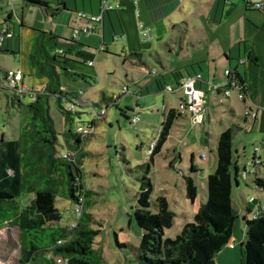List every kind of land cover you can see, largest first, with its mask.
Wrapping results in <instances>:
<instances>
[{"label": "trees", "instance_id": "1", "mask_svg": "<svg viewBox=\"0 0 264 264\" xmlns=\"http://www.w3.org/2000/svg\"><path fill=\"white\" fill-rule=\"evenodd\" d=\"M23 1L26 6L42 8L52 16L60 11L61 6L67 7L65 2L52 8L47 0ZM80 12L85 11H75V14ZM21 26L22 23H15L13 27H7L17 37ZM36 31L28 65L34 71V77L46 80L47 84L28 104L15 92L7 98L9 105L18 112L25 109L29 119L21 127L17 139H9L4 134L0 137V228L11 226L19 230V264H57L58 257L64 258L67 264H101L102 257L95 249V239L101 232L92 229L94 218L89 213L92 204L88 201L91 192L84 183L81 161L84 155L80 151L86 140L69 128L64 133L66 151L76 152L77 156L64 158L57 149L59 135L48 105L49 97L57 96L66 123L71 126L73 114L60 105V98L68 95L62 91L61 77L69 80L85 78L74 73L73 69L79 62L94 61L96 53L84 50L88 46L73 38L64 39L54 32ZM140 57L134 53L127 55L126 59L131 61ZM236 78L240 85L245 84L239 74ZM180 117L178 110H170L165 115L150 163L142 167L146 168V175L140 180L133 212L142 232L140 245H121L117 237L118 246L133 253V264H216L217 255L229 245L239 220L233 206L236 184L233 141L237 129L229 128L218 138L217 168L207 178V202L199 208L194 223L187 224L175 239L165 238L166 231L173 228L177 214L164 196H159L152 208L153 187L149 174L155 156L162 151ZM195 174L192 165L189 175L183 176L185 197L191 203H195L198 197ZM253 184L264 194V181L257 178ZM24 194H35L25 208L21 204ZM81 197L86 199L82 217L76 226L64 225L58 201L73 204L76 221L75 209ZM257 203L253 200L249 204L255 206ZM258 210L254 219L245 217L244 220L247 233L241 249V264H264V207L260 205Z\"/></svg>", "mask_w": 264, "mask_h": 264}, {"label": "crops", "instance_id": "2", "mask_svg": "<svg viewBox=\"0 0 264 264\" xmlns=\"http://www.w3.org/2000/svg\"><path fill=\"white\" fill-rule=\"evenodd\" d=\"M255 1L139 0L138 4H134L130 0H120V8L105 14L103 23L97 25L95 36L82 38L81 43L88 46L84 50L96 53L95 66L89 67L87 62H79L75 65L73 72L85 78L78 77L72 81L80 80L87 84L89 79L94 81L98 77L101 79L103 71L101 63H106L104 60L99 61L98 55L101 53L113 58H124L134 71L140 72L141 77L139 80L135 77L129 80L127 76L128 84L122 83L118 89L105 86L102 104L89 99L87 90L80 85L77 92H84L86 99L83 107L88 104L109 106V111L113 106L118 109L124 107V115L130 121L128 117H131L134 112V105L140 109L143 107L141 105L144 99L149 107H158V103L162 104L163 124L165 115L170 110L179 111L183 97L179 90L182 79L201 76L197 87L222 101L223 98H220L226 84L225 72L230 70L239 74L244 80L251 101L259 109V118L256 123L252 124L245 117L236 116V110L233 108L235 93L227 98L231 105L227 113L230 116L226 115L221 119L215 113L212 114L207 98L203 123L193 126L188 115H181L176 120L167 143L157 156L162 155L167 148L170 155L168 163L171 168L178 165L185 167L188 159L196 170V185L198 182L204 185V179L207 180L217 168V165L215 168L213 166L214 170L210 171L213 169L212 158H208L204 151L212 153L215 143L216 146L218 144L219 136L229 128L237 129L233 144L239 134L249 133L251 136L244 138L245 144L242 149L234 147L233 174L236 179L234 189L240 194L243 184L247 185L249 181L253 184L255 179L264 175L261 169L258 173L253 172V167L258 169L263 166L264 168V154H261L260 160L255 158L257 150L264 149V6L262 10H256L253 6ZM47 2L52 8H58L64 2L67 7L61 6L55 16L39 8L41 11H35L36 20L33 24L27 23L23 14L19 17L15 12H8L7 18L0 21V25L8 27H13L15 23L23 25L19 28L18 36L8 41L0 53L15 59L9 70L21 69L25 84L30 88L46 87L47 84L46 80L34 77V71L28 65L32 42L37 35L36 30L54 32L61 38L71 39L77 21L74 17L75 15L77 17L75 11H85L96 15L100 14L101 10L100 0H47ZM28 13L30 16L33 15V11ZM3 16L5 17L6 14L1 13V18ZM141 24L150 30L151 39L148 41L141 38ZM102 45L105 46V51L99 52ZM134 53L140 54L141 57L128 61L126 56ZM143 58L148 59L149 62L152 61L153 64L151 66L143 64ZM244 59L245 63H241ZM106 70H108L107 64ZM28 79L30 84L27 83ZM130 84H133V90ZM125 87L128 88V92L122 94ZM117 96L120 97L119 103L111 105L112 99ZM151 96H160L157 105L154 101L149 102L145 99ZM27 98L32 102L30 97ZM106 120L107 117L104 121ZM97 122L99 121L93 122L95 127ZM181 133L185 134L180 136ZM89 140L90 138L85 143ZM176 140L177 145L174 144ZM249 143L252 146L251 154L247 149ZM200 165L206 166L207 169V175H203V178L198 177V173L205 170ZM257 192L264 196L263 193ZM245 197L243 198L245 210L243 225L237 223L229 245L217 255L216 264L217 262L218 264H234V258L239 260L238 246L242 247L247 233L245 217L251 219L250 212L254 211L258 204L262 206L256 196L245 194ZM248 197L256 200L257 205L249 204L252 200L249 201ZM197 202L198 197L196 202L192 203L194 211H196ZM232 244L235 245L234 248H231Z\"/></svg>", "mask_w": 264, "mask_h": 264}, {"label": "rangeland", "instance_id": "3", "mask_svg": "<svg viewBox=\"0 0 264 264\" xmlns=\"http://www.w3.org/2000/svg\"><path fill=\"white\" fill-rule=\"evenodd\" d=\"M37 10L41 11L39 7L26 6L23 0H0V21L7 18L8 12H15L19 17H22L23 14L26 22L33 24L36 20L35 11ZM29 11H33V15L30 16ZM1 13L6 14L5 17L3 16L4 19L1 18ZM74 17L76 18V15ZM98 56L100 57V62L103 60L106 62L104 64L101 63L102 78L98 77L96 81L89 79L88 83L85 84L80 80L72 81L62 76L61 88L64 93L68 95L80 93L81 91L77 92V89L82 85L87 90L89 99H94L95 103L102 104V93L105 86L118 89L122 83L128 84L127 76L129 80L132 77L139 80L141 77L140 72L134 71L130 63H126L124 58H113L103 53ZM14 61L13 57L0 53V73L5 74L6 71H9ZM142 63L150 66L153 64L152 61L149 62L146 58H143ZM106 64L108 70H106ZM27 83L30 84L29 79ZM131 90H133V84L131 85ZM12 95V91L3 90L0 86V137L4 134L7 138L13 140L19 137L20 129L28 121L29 116L25 109L18 112L16 108L9 105L7 98L12 97ZM234 95L237 98L235 96L233 98V108L236 110V116L242 118L245 114L244 105L240 102L238 95ZM221 96L220 99L223 98L222 101L216 99L213 95L211 96L210 93L207 94L210 102L209 109L219 119L229 115L227 113L229 106H231L230 101L223 92ZM159 98L160 96H151L145 99H148L149 102L154 101L156 104ZM142 100L143 104L141 106L143 107L140 109L134 105V112L131 117H128L130 121L124 115V107L120 109L114 106L111 107L107 120H99L97 122L96 134L90 137V140L85 143L81 151L84 154L81 157L84 169V183L91 192L88 201L92 204L89 211L94 218L92 229L101 232L95 239V249L100 252L102 257L101 264H133V253L126 248H120L117 244V237L121 245L133 244L134 246H139L141 243L142 232L135 221L133 212L137 205L140 180L146 175V168L142 167L150 163L147 156L158 139V131L163 121L162 104L158 103V107H149L147 102L144 99ZM23 102L28 104L31 101L25 98ZM48 105L50 117L59 135L57 149L61 153L67 150L64 133L69 128L75 132L78 126L91 125L96 121L91 104L78 109L77 113L73 114L74 120L71 126L66 123L57 96H50ZM134 116H139L140 118V122L137 125L130 123ZM184 134L181 133L179 135L183 136ZM248 135L251 136L249 133L239 134L235 140L234 147L242 149L245 144L244 138L249 137ZM174 144L177 145V140L174 141ZM250 144L247 146L249 154L252 152ZM166 149L162 155L155 157V164L149 174L153 187L151 204L154 209V202L159 196H164L167 199L171 210L177 214V217L173 228L166 231L165 238L175 239L187 224L194 223V217L199 208L207 202L208 186L206 179H204V185L199 184L197 180L198 202L196 211H194L193 204L186 200L183 179L184 173L189 175L190 161L186 160L185 167L178 165L175 168H171L168 163L170 155ZM216 150L217 146L215 143L212 153L204 151L208 158H212V168L217 165ZM249 165L251 164L249 163ZM200 166L205 168V170L202 173H198V177L201 176L203 178V175H207V169L206 166ZM214 168L210 169V171H213ZM259 169L264 172L263 166L258 169L253 167V172L258 173ZM259 179L264 181V175H261ZM242 187L240 194L236 189H234L233 193L234 209L239 214L238 223L241 226L243 225L245 214L243 201V198H246L245 194L256 196L264 207V196L262 194L259 195L252 181H249L247 185L243 184ZM34 198L35 194H24L21 198L22 207L28 206ZM248 200L251 201L252 199L248 197ZM57 205L63 213V224H73L75 221L73 204L66 200H59ZM241 248L239 245V260L234 258V264H241ZM19 252V230L11 226L0 228V264H19Z\"/></svg>", "mask_w": 264, "mask_h": 264}, {"label": "built area", "instance_id": "4", "mask_svg": "<svg viewBox=\"0 0 264 264\" xmlns=\"http://www.w3.org/2000/svg\"><path fill=\"white\" fill-rule=\"evenodd\" d=\"M134 4H138L139 0H130ZM235 2H241L242 0H234ZM246 1V0H245ZM120 0H101V11L100 14L91 15L85 12H80L77 14V21L75 28L73 29L72 38L81 42L83 37H93L95 36L97 25L103 23L105 14L109 12L116 11L120 8ZM254 8L256 10H262L264 6V0H256L254 3ZM140 33L141 38L144 41H148L151 39L150 30L145 28L142 24L140 25ZM15 37L14 33L8 29L7 26L0 25V49H3L8 41ZM105 46H101L99 52H104ZM241 63H245V59L241 60ZM89 67L95 66V61H89ZM226 84L224 86V95L227 98H230L232 94H237L239 100L244 104L245 114L244 117L250 121V123L254 124L259 118V109L258 107L251 101L248 91L246 89V85H240L236 74L233 71H226ZM24 73L21 69L9 70L6 71L5 74L0 73V86L3 90H8L15 92L22 100L27 97H30L32 101L35 100L36 93L42 92L45 87H34L30 88L25 84L24 81ZM201 79V76L197 77H187L180 81L179 90L183 94V99L180 102L179 112L181 115H188L193 126H198L204 121V109L207 103V94L202 89L197 87L198 80ZM128 92V88L125 87L123 89L122 94ZM120 101V97H114L112 99L113 104H118ZM86 104L85 93L80 92L72 95H65L60 98L61 107L71 113H77L78 109L83 108ZM93 108V115L95 116V120H105L108 112L109 106H96L94 104L91 105ZM139 116H134L131 120L133 125H137L139 123ZM75 134L83 140H87L90 137H93L96 134V127L91 126L89 124L80 125L75 130ZM156 142L151 147L147 158H150L152 155ZM264 154V149H258L256 152V159H261V154ZM62 156L64 158L75 157L77 156L76 152L72 151H64ZM260 163V161H259ZM253 201V200H252ZM251 201V202H252ZM86 203L85 197H81L79 200V204L75 209L76 221L72 224V226H76L78 219H80L83 215L84 206ZM258 205L254 211H251V217L254 219L258 214L259 210ZM231 248H234L235 245H230ZM57 264H67V261L58 257L56 259Z\"/></svg>", "mask_w": 264, "mask_h": 264}]
</instances>
